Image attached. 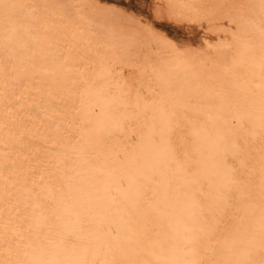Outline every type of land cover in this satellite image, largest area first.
Segmentation results:
<instances>
[{
    "label": "bare ground",
    "instance_id": "obj_1",
    "mask_svg": "<svg viewBox=\"0 0 264 264\" xmlns=\"http://www.w3.org/2000/svg\"><path fill=\"white\" fill-rule=\"evenodd\" d=\"M118 1L0 0V261L264 264L260 0Z\"/></svg>",
    "mask_w": 264,
    "mask_h": 264
},
{
    "label": "snow or ice",
    "instance_id": "obj_2",
    "mask_svg": "<svg viewBox=\"0 0 264 264\" xmlns=\"http://www.w3.org/2000/svg\"><path fill=\"white\" fill-rule=\"evenodd\" d=\"M259 10L262 16H264V0H260ZM156 39H159L164 44H169L170 42L163 36H156L153 34ZM12 162H8V166L11 167ZM11 195V193H8ZM0 240L3 241V246L6 251L12 252L15 248V245L21 243L24 240V237L15 232L13 229L5 226L3 229V234L0 235ZM184 247L189 252V257L187 260L183 262H179V264H215L213 259H208L207 261L199 259L198 253L199 249L206 244V239L203 234H193L189 232L187 229L184 230V238H183ZM209 250L211 251L210 244ZM0 264H23L20 260H13L11 258L7 260L0 261ZM140 264H149L148 261H141Z\"/></svg>",
    "mask_w": 264,
    "mask_h": 264
},
{
    "label": "rangeland",
    "instance_id": "obj_3",
    "mask_svg": "<svg viewBox=\"0 0 264 264\" xmlns=\"http://www.w3.org/2000/svg\"><path fill=\"white\" fill-rule=\"evenodd\" d=\"M111 1H115V0H111ZM118 1V0H117ZM133 1V2H132ZM119 3H122L121 1H118ZM146 2V0L144 1V0H131V2H130V7L131 8H133V9H136V10H141V9H145L146 8V5L145 4H143V3H145ZM140 8H139V7ZM147 9V8H146Z\"/></svg>",
    "mask_w": 264,
    "mask_h": 264
}]
</instances>
